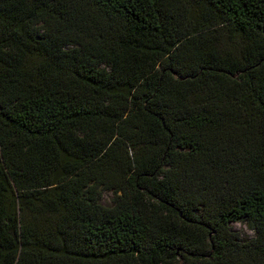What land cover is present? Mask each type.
<instances>
[{
    "label": "trees",
    "instance_id": "1",
    "mask_svg": "<svg viewBox=\"0 0 264 264\" xmlns=\"http://www.w3.org/2000/svg\"><path fill=\"white\" fill-rule=\"evenodd\" d=\"M0 264H264V0H0Z\"/></svg>",
    "mask_w": 264,
    "mask_h": 264
},
{
    "label": "rangeland",
    "instance_id": "2",
    "mask_svg": "<svg viewBox=\"0 0 264 264\" xmlns=\"http://www.w3.org/2000/svg\"><path fill=\"white\" fill-rule=\"evenodd\" d=\"M109 196V192H103L101 202L108 204ZM231 227L236 230L242 238H250L254 235V230L251 229L244 221L231 222Z\"/></svg>",
    "mask_w": 264,
    "mask_h": 264
}]
</instances>
